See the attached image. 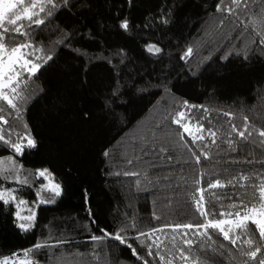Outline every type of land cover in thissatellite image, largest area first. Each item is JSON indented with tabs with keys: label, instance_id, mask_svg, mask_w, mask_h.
<instances>
[{
	"label": "trees",
	"instance_id": "1",
	"mask_svg": "<svg viewBox=\"0 0 264 264\" xmlns=\"http://www.w3.org/2000/svg\"><path fill=\"white\" fill-rule=\"evenodd\" d=\"M54 3L55 7L47 0H24L13 10L22 20L16 26L3 22L10 29L24 25L30 35L10 47L21 42L33 45L25 51L41 67L34 76L22 74L17 92L23 98L15 99L16 108L0 98V131L11 141H0V193L16 189L19 197L37 202L33 189L43 182L38 173L44 169L60 184L61 193L51 204L36 205L27 231L17 227L15 205L0 199V260L29 259L26 264H166L169 260L196 264L197 258L205 264H259L264 260V239L250 222V231L236 245L209 229L214 244L206 251L194 244L192 259H181L178 250L165 251L172 249V225L204 222L192 199L199 197L196 189H205L208 210L220 218L221 211L239 203L245 192L240 184H248L251 193V183L259 186L264 178V136L260 135L264 131V0ZM25 7L29 14H38L33 20L45 23H30ZM125 19L127 30L119 26ZM149 44L161 51L149 53ZM189 48L192 54L182 59ZM6 53H11L10 48ZM4 92L16 97L11 89ZM180 111L202 118L204 128L217 133L216 143L208 132L197 145L187 134L182 141L183 129L172 123ZM183 123L197 132L195 122ZM233 126L245 135L234 132ZM26 136L35 146L20 139ZM13 143L21 144L22 154L14 151ZM202 148L209 158L201 156L197 163L193 152L200 155ZM5 175L9 178L3 179ZM242 175L251 180H241ZM233 178L234 184H228ZM216 179L227 186L208 189ZM42 198L49 199L44 192ZM105 233L121 234L140 259L132 248ZM139 233L151 238H137ZM92 236L102 239L93 241ZM249 238L254 241L251 248L244 243ZM175 242L182 244L179 236ZM38 243L43 246L35 248ZM156 245L165 261L156 254ZM256 247L261 252L253 261L246 253Z\"/></svg>",
	"mask_w": 264,
	"mask_h": 264
},
{
	"label": "snow or ice",
	"instance_id": "2",
	"mask_svg": "<svg viewBox=\"0 0 264 264\" xmlns=\"http://www.w3.org/2000/svg\"><path fill=\"white\" fill-rule=\"evenodd\" d=\"M234 2L238 3L239 0H234ZM24 3V0H0V28H3V31L0 32V90H3L5 88L11 89L12 92L16 94L15 98H9L6 94L0 95V98L2 100H6L8 105H10L12 108H16L17 104L15 103V99H22L23 97L20 96V93L17 92V88L19 87V82L21 79H24L23 73L27 71L31 76H34L35 73L38 71V69L41 67V65L31 62L28 59V56L31 55V53H28L25 51L27 48H33L34 46L31 44L26 43H19V46L17 47H10L11 44L16 43V41L20 40L22 37H27L30 35L28 31L25 30V27L23 24H20L17 27H14V29H10L8 27L3 26V22L6 21L8 25L16 26L18 22L22 20V17L18 15L14 9H17L18 4ZM48 4L53 5L55 7L54 0H47ZM36 7L35 4L32 5V8L34 9ZM219 10V9H218ZM41 12L44 11V8L42 7L40 9ZM23 12L25 13L26 18L30 23H35V25L39 26L45 21L43 19H35L33 20V17L38 15L34 11L29 14V9L25 7L23 9ZM229 12H231V9H229ZM51 14V13H49ZM12 16L15 17V19H12ZM166 22V21H165ZM122 29L127 30L129 27L127 19L120 22L119 25ZM264 43V42H262ZM11 55L7 57L9 63L11 64V68L8 69L7 73L5 72V64L3 63L5 56L4 53L9 51ZM146 50L149 53L157 54L161 51L159 47H157L154 44H149L146 46ZM19 53L20 55L18 57H15V60L13 59V56ZM192 54V49L189 48L185 55L182 57V59L188 58ZM23 58L24 64L20 65L19 60ZM39 59V58H37ZM51 59V57H49ZM30 65V66H29ZM15 72L17 79L15 81L11 80V76ZM8 78V83H3L5 77ZM185 106H187V102L185 101ZM205 111H207L205 109ZM225 115L230 116V113H225ZM3 117V111L0 110V118ZM202 118L200 117H194L191 112L187 111H180L177 113V118H173L172 123L180 125V127L183 129V133L180 135V139L183 141L185 139V135L187 134L192 141L193 145H197L198 142H203L206 137L204 135L205 132H208V136L212 137V143H216V135L217 133L215 131H209L204 128L203 123H201ZM184 120H187L189 123L195 122L197 125V132L193 133L189 130V127L187 124L183 123ZM7 120H4V124H7ZM233 131L238 132V134L243 137L245 135L244 132H240L235 126H233ZM247 131V129H245ZM261 136H264V131L260 132ZM20 139H26L27 140V146H35V141L26 137H22ZM0 141H4L5 143H11L10 140L5 139V135L2 131H0ZM12 147L15 152L22 154V146L21 144H12ZM208 145L204 144L203 148H207ZM203 148L201 149L200 155H196L195 152H193V155L195 156L196 162L199 163L201 156H203L205 159H208V153L203 151ZM191 151V149H189ZM107 155V153H105ZM47 175H50L48 173L47 169L41 170L38 173V176L47 178ZM3 179H8L9 177L7 175L2 177ZM241 180L243 181H250L251 178L247 176H241ZM234 180L230 179L228 181V184H234ZM17 181L20 183H26V181H19V177H17ZM227 185L222 183L220 179H216L214 183L208 184V189H215V188H221L226 187ZM239 187L245 188V192L240 196L239 203H233L229 205L228 211H221L219 213V217L217 218V215L215 212H210L206 206V202L204 199V191L203 188L196 189V192L199 194V197L193 196V202L194 206L196 208V211L200 214L201 217L204 218L203 223H188V224H176L172 225V231L175 233V235L172 237L173 245L172 249H165V251L172 252L173 250H178L180 253L181 259H192L194 257V250L193 245H198V248H203L205 251L211 247L212 244H214L213 237L211 233L209 232V229L216 231L220 235L223 236V239L225 241H229L231 245H236L237 241L241 239L242 235L247 234L249 229V222L253 225H255L256 229L259 230V235L261 239H264V219H256L253 218V216H250L249 213H256L257 207L256 202L259 201V207L260 209L264 210V178L261 179L259 186H257L255 183H251V187L253 188V191L251 193H248L247 187L248 184H240ZM52 191L56 196L60 195V186L59 185H53L51 189H45ZM13 193L17 191L16 189L11 190ZM4 193H0V199H3ZM14 198V197H13ZM4 203H8L7 200H4ZM20 203H23V201H20ZM260 216L264 217V211H261L259 213ZM234 226V227H233ZM21 228H25L26 226L24 224L20 225ZM157 230H153L155 232ZM159 231H163L160 229ZM105 236H109L110 238H114L115 240L119 241L120 244L126 245L129 248H132V245L127 244V240L125 237H123L121 234H116L115 236H111L108 233H105ZM139 236H145L148 238H151L150 234L148 233H139ZM176 236H179L180 240L182 241V244H177ZM192 237H198L200 238L199 241L194 240ZM91 239L93 241H98L102 239L101 237L92 236ZM143 243V241H142ZM245 244L248 245L249 248L252 247L254 241L252 238H249L244 241ZM43 245L37 244L35 245V248H40ZM186 246V247H185ZM223 247V245H221ZM157 248V255L159 256L161 261H165V256L163 253L160 252V245H156ZM213 251H215V248H213ZM243 252V249H241ZM132 252L134 256H137L138 259H140L138 253L134 248H132ZM261 252L260 247H256L255 251H249L246 254L249 256L251 260H255L257 257V254ZM148 253L151 256L153 254V249L151 246L148 248ZM175 258V256L173 257ZM145 264H147V261H145ZM166 264H173L171 260L167 261ZM196 264H205L203 260H200L199 258L196 259ZM259 264H264V260H260Z\"/></svg>",
	"mask_w": 264,
	"mask_h": 264
},
{
	"label": "rangeland",
	"instance_id": "3",
	"mask_svg": "<svg viewBox=\"0 0 264 264\" xmlns=\"http://www.w3.org/2000/svg\"><path fill=\"white\" fill-rule=\"evenodd\" d=\"M11 55V53H4L5 59L3 61V63L5 64V72L7 73L8 69L11 68V64L9 63L7 57ZM20 54L16 53L13 56V59L15 60V57H18ZM19 64L23 65L24 64V59L21 58L19 60ZM17 79L15 72H13L12 76H11V80L15 81ZM8 78L7 76L5 77L3 83H8ZM9 88H5L3 90H0V95L5 94V90H8ZM43 182L41 184L38 185L37 188H34L33 190L35 191L36 194V199L37 202L34 199L31 198H23V197H19L18 193L15 191L14 193L11 190H4L1 189L2 193H4L6 195V197L3 195V200H7L12 202L15 207H16V224L17 227L22 230V231H27L29 230L32 225H33V220H34V213H35V207L36 205L39 204H51L53 203L54 199L57 197L52 191L50 190H45L47 189H51V187L55 184V185H59V183H57L53 177L51 175H47V178L42 177ZM46 193L49 197V199L47 201H45L46 199L42 198V193ZM60 193H61V187H60ZM14 197V198H13ZM20 201H23V203H20ZM261 211H264L262 209H257L256 213H249L250 216H253V218L256 219H264V217L260 216L259 213ZM24 224L26 226V230L25 228H21L20 225ZM30 260L29 259H18V258H3L0 260V264H19V263H29Z\"/></svg>",
	"mask_w": 264,
	"mask_h": 264
}]
</instances>
